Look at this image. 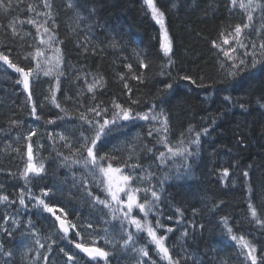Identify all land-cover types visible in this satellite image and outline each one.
<instances>
[{"label":"trees","instance_id":"1","mask_svg":"<svg viewBox=\"0 0 264 264\" xmlns=\"http://www.w3.org/2000/svg\"><path fill=\"white\" fill-rule=\"evenodd\" d=\"M68 2L48 0L51 7L46 8L44 0H12L11 8L0 9V51L27 70L36 61L24 57L39 47L44 52L39 58L41 67L52 69V75L41 73L38 80L30 78L37 106L33 116L27 90L17 82L22 77L0 61V195L9 197V201L0 202V242L4 245L0 264H68L67 255H72L76 264H104L102 259L92 261L75 248V243L87 245L90 239L110 253L108 264H167L148 242L146 233L138 234L126 220L121 223V205L106 194L105 177L82 163H72L87 155L83 149L75 151L84 143L81 133L93 135L79 120V114L86 113L91 119L94 114L88 113V108L99 104L101 109H108L111 119L113 102L131 107L134 115L155 106L156 113L163 110L167 116V133L155 131L161 128L159 121L118 120L98 141L97 156L108 157L101 162L103 167L110 162L113 168L122 170L120 174L133 176L131 188L157 191L158 206L147 219L154 227L157 220L163 225L157 232L167 236L165 243L172 256L179 257L180 264H250L224 228L222 218L227 217L232 234L243 235L256 245L257 264H261L264 225L250 216L248 204L264 221V62L229 76L233 61L212 43L222 44L228 37L229 44H222L224 50L235 48V55L251 64V57H245L244 49L233 39L234 26L246 22L244 10L233 7L231 0H156L165 12L172 41L174 63L163 68L167 63L161 48L163 33L143 0H71L72 7ZM30 5L34 11L29 10ZM252 14V29L245 30L240 39L249 52L253 51L251 43H256L259 53L258 46L264 42V14L259 9ZM44 27L50 32L45 33ZM53 33L51 48L41 43V37L47 40ZM141 59L147 68L140 66ZM57 75L59 90L55 95L60 108L52 102L48 90L50 86L55 90ZM185 75L196 83L183 80ZM94 80H101V84L94 93L88 92L87 85ZM168 83L172 88L164 91ZM205 128L206 134L202 132ZM31 130L36 132L30 141L33 162L37 166L42 163L44 172L39 176L30 173L26 183L22 173L27 163L26 137ZM195 132H202L198 145L191 143ZM61 134L66 139H60ZM164 135L174 149L190 148L193 155L185 159L166 154L162 163L159 153L166 148L159 140ZM64 157L69 160L65 162ZM134 165L139 167L133 170ZM224 168L229 169L227 177ZM243 171H248L247 179ZM41 190H50L42 198L76 225L66 238L57 232L58 223L49 213L33 207L35 201L30 194L40 195ZM21 194L27 207L19 203ZM97 196L108 200L116 211L96 202ZM137 196L143 203L145 194ZM134 215L144 220L137 208ZM5 216L14 217L18 225L11 219L5 224ZM88 224L91 229L85 227ZM5 227L12 231L10 237ZM168 228L173 231L167 232ZM127 232H132L135 243L125 249ZM37 240L45 247L40 248ZM106 240L111 243L106 244ZM139 247H146L149 253L142 261L133 250ZM7 251L12 252L11 257L4 254Z\"/></svg>","mask_w":264,"mask_h":264},{"label":"snow or ice","instance_id":"2","mask_svg":"<svg viewBox=\"0 0 264 264\" xmlns=\"http://www.w3.org/2000/svg\"><path fill=\"white\" fill-rule=\"evenodd\" d=\"M143 3L146 5L148 9H150V14L152 18L155 20V22L160 26V29L163 33V42L161 43V48L163 50L164 55L167 57V63L163 65V68H168L169 66L173 65L174 61L171 58L172 53V41L168 36V30L165 26V12L162 11L156 4V0H143ZM231 4L233 7H238L246 13V22L243 24H237L233 28V39L235 40L236 44L241 48L244 49L243 55L245 57H251V64H248V61L246 59H240L235 55L236 49L235 48H229L228 50H224L222 47L223 45L229 44L228 37H225L222 41V44H218L215 41H213V46L217 48L218 50L223 52L224 57H226L229 61H233V63L230 66V69L228 71L229 76H236L238 75L239 71H243L247 69L248 67L255 68L257 64L264 62V42H261L259 44V53H257V44L251 43V48L253 51H248V45L243 43L240 39L241 35L245 32V30H251L253 26V14L252 12L256 9H259L262 14H264V3L261 2V0H247V3L244 2V0H231ZM13 6L12 0H0V9H4L7 11L9 8ZM68 7H72L73 4L71 0H69ZM175 6V5H173ZM44 7L50 8L51 5L48 3V0H44ZM30 11H34L35 9L32 8V6H29ZM38 15H40L38 13ZM43 15H49V13H44ZM28 23L30 24H36L35 20H29ZM46 23V21H45ZM9 27H12L13 35H16L15 27L10 23ZM40 26H37V31H39ZM44 32L48 33L50 32V29L47 27H44ZM259 35V32L257 33ZM54 39V33L48 37L47 40L43 39L41 37V43L47 45L49 48L52 46V42ZM59 51V49H57ZM44 56V52L41 50V48L37 47L34 52L28 53L24 59L28 60L29 58L34 59L36 61L35 66H29L27 70L24 67H21L17 63H13L12 60L9 59L8 55H5L4 52L0 51V61H3L8 67L11 69H14L16 73H19L22 77L18 83L23 85V88L27 90V96L28 100L31 102V115L35 116L37 112V106L36 102L32 99V88H31V80L30 78H35L36 80L39 79L40 74L42 73L44 76L52 75V69L48 67H41V60L40 57ZM258 56L260 58H258ZM238 61V62H237ZM45 64L51 63L50 61H44ZM61 60L59 57H57V64H60ZM140 66L142 68H147L148 65L143 62V60H140ZM129 69H131V64L127 66ZM223 67V65H221ZM161 75H164L165 73L161 71ZM170 75V73H169ZM134 79L139 80V76H134ZM121 79H123V76H121ZM185 81H191L192 84H195L196 81L192 79L191 76L185 75L182 77ZM101 84V80H94V83L87 85L88 92L94 93L96 90V86ZM125 88H128L127 83L124 84ZM172 88V84L168 83L164 86V91H167ZM49 92L51 93V100L56 105L57 108H60V104L56 102V95L55 92L59 90V75L56 76V88L55 90L49 87ZM129 94L131 93V89H128ZM94 98V97H93ZM45 99H48V97H45ZM70 99V97L68 98ZM132 104H137L139 101H131ZM113 111L111 113V119L108 118V109L107 108H100V105L97 104L94 107L88 108V113H93V117L90 119L88 114L86 113H80L79 114V120L86 123L90 131L93 133L91 136H84L83 133H81V137L84 141V143L80 146V148L76 149V152H80L81 149H83L84 152L87 153V155L83 158V160H73L72 163H82V165L85 168L91 167L93 169V172L102 174L106 180L107 184L105 187V192L108 196L111 197V200L116 202L117 204L121 205V208L119 209L122 213L123 219L121 223L123 224L124 220H127V223L129 225H134L136 232L139 233H146L147 237L149 238V243L154 245V250L157 252L159 256H162V258L167 261V264H180V258L176 257L174 258L170 252V249L166 245L165 241L167 240L166 235H158L157 229L162 228L163 225L160 224L159 220L156 221V226L154 227L152 223L147 219L149 214L154 211V209L157 208L158 202H159V195L157 191L152 190L151 188L148 189H141V188H131L130 184L131 181L134 179L133 176L130 175H122L118 179L119 181H122L123 184H117L115 189H113V183H114V174L120 173L122 170L120 168H113L112 164L109 162L107 167H103L102 161H106L108 157L106 155H100L97 156L98 148L97 143L101 140L102 136L108 135L112 131L111 126H116L118 120L123 121H129L132 119H142L145 121H159L161 123V128L156 129L155 131L157 133L163 132L167 133V116L163 114V110H161L159 113H156L154 111V107H150L148 112L146 113H136L133 114L131 107H124L123 105L113 102L112 104ZM243 107V105H241ZM63 111V109H62ZM99 117L100 119H97ZM39 119V117H37ZM62 119V117H61ZM101 120L103 121L101 123ZM13 124H17V121H13ZM48 123H55L54 120H49ZM193 129L190 127L189 132H192ZM203 133H207L208 129L205 128L202 130ZM202 132H195L194 133V139L191 141L192 144H199L200 136ZM36 134L35 130L29 131L26 140L29 141L27 144V163L26 167L24 169V172L22 173V176L25 178L26 183L29 180V174L31 173L33 176H39L41 173L44 172V166L41 163L39 166H37L33 160V148L32 144L30 143L32 136ZM148 135H153V130L149 129ZM60 139H66L62 134L60 136ZM159 143L163 144L166 148V152H160L159 157L161 159V162H165V156L170 155L172 157L176 156H183L185 159H187V156L193 155L190 148H173L171 145L167 142V136L164 135L160 138ZM181 144H183V140L180 141ZM68 147H71V144L69 143L67 145ZM69 160L68 157H64V161L67 162ZM139 167V165L132 166L133 170L135 168ZM229 173L228 168L223 169V175L224 177H227ZM242 175L244 178H248L249 173L248 171H243ZM136 179H140L139 177H135ZM23 192V190H22ZM50 190H41L40 195H31L30 198L35 201L33 207L39 208L44 212L49 213L54 221L58 222V228L57 232L62 233V237L66 238L67 234L69 233L70 228L75 229L76 225L71 224L70 222H66L65 219H63L60 215H57V208L49 205L46 203L45 199L42 197H47L49 195ZM143 192L145 194L144 202L141 203L139 201V198L137 196V193ZM249 192H251V189L249 188ZM120 193H124L126 199L122 200L120 198ZM150 194V199H149ZM94 200L98 202L99 204L104 205L105 207L110 208V211L113 213L116 211L115 208H112V206L109 204L108 200H101L98 196L94 197ZM9 201V197L7 195H0V202ZM10 203H15V201H10ZM19 203L22 206L27 207L25 204V200L23 197V194L20 195ZM124 205H126V210L124 209ZM133 208H137L140 213H143L144 220L138 219L134 216H132V210ZM248 209L250 212V216L255 219L256 223L264 225V221H261L258 218L257 215V209L251 204H248ZM58 211L60 213H63L64 216H67V213L64 212L63 208H59ZM179 212V209H177ZM195 211V210H193ZM115 218V217H114ZM9 219H11L12 223L14 225H18V222L15 220L14 217H4V223L7 224L9 222ZM171 219V217H169ZM222 223L224 225L225 230L230 236V239L232 241H235L239 244L240 250L242 254L244 255L245 259L250 262V264H257V255H256V245L250 243L245 239L243 235H234L232 227L229 225V221L227 217L222 218ZM87 229H91L92 225L88 224L85 226ZM202 228L203 225H200ZM4 231L7 233V235L10 237L12 235V231H10L7 227L4 228ZM173 229L168 228L167 232H171ZM76 235L79 236L80 233L76 232ZM184 235H187L185 232ZM37 244H39L40 248H44L45 245L41 244L39 240L36 241ZM53 244H55V241H52ZM95 240L90 239L88 244L85 243H75V248L79 249L81 252L85 253L89 258H91L92 261H99L103 260L104 264H108V257L110 253L108 251H105L104 248L96 247L95 246ZM106 244H110V241H105ZM135 243L134 237L132 232H127L126 239L123 241L124 248L127 249L131 244ZM48 250L51 251V245L48 246ZM134 251L138 252L141 261L144 257H149V253L147 251L146 247H139L134 248ZM63 251V249H61ZM0 252H4V245L2 242H0ZM5 255L11 257L12 252L7 251L4 253ZM37 257L40 256V253H36ZM150 259V258H149ZM45 262H47L48 257H44ZM67 261L68 264H76L74 257L72 255H67ZM140 264V262H138ZM154 264V262H153ZM261 264H264V260L261 261Z\"/></svg>","mask_w":264,"mask_h":264},{"label":"rangeland","instance_id":"3","mask_svg":"<svg viewBox=\"0 0 264 264\" xmlns=\"http://www.w3.org/2000/svg\"><path fill=\"white\" fill-rule=\"evenodd\" d=\"M123 174H120V173H115L114 174V183H113V189H115V187L117 186V184H123V182L122 181H119V177L120 176H122ZM106 179V178H105ZM106 184H107V180H106ZM120 195V198L122 199V200H124V199H126V197H125V195H124V193H120L119 194ZM125 210H126V205H125ZM134 210H135V208H133V210H132V216H134V217H136L135 215H134ZM127 221V220H126ZM132 226H134V225H132ZM135 227V226H134Z\"/></svg>","mask_w":264,"mask_h":264},{"label":"bare ground","instance_id":"4","mask_svg":"<svg viewBox=\"0 0 264 264\" xmlns=\"http://www.w3.org/2000/svg\"><path fill=\"white\" fill-rule=\"evenodd\" d=\"M166 152V151H165ZM183 166V163L181 164V167ZM187 171H188V169H187ZM186 173V172H185ZM158 175H160L161 176V172H159V174ZM158 183H161V182H158ZM90 259V258H89ZM192 262V261H191ZM191 262H189V264H194L193 262L191 263Z\"/></svg>","mask_w":264,"mask_h":264},{"label":"water","instance_id":"5","mask_svg":"<svg viewBox=\"0 0 264 264\" xmlns=\"http://www.w3.org/2000/svg\"><path fill=\"white\" fill-rule=\"evenodd\" d=\"M58 215V214H57ZM70 231V230H69ZM96 246V245H95ZM96 247H98V246H96ZM78 251H80L79 249H78ZM81 252V251H80ZM83 253V252H82ZM83 254H85V253H83ZM86 255V254H85ZM87 256V255H86ZM88 257V256H87ZM89 258V257H88ZM91 259V258H90Z\"/></svg>","mask_w":264,"mask_h":264}]
</instances>
